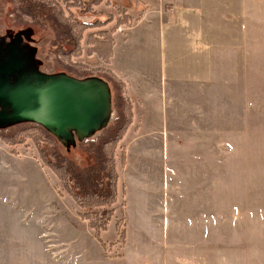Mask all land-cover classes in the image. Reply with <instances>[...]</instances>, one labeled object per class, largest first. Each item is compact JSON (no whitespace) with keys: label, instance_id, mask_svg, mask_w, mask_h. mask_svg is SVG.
<instances>
[{"label":"rangeland","instance_id":"1","mask_svg":"<svg viewBox=\"0 0 264 264\" xmlns=\"http://www.w3.org/2000/svg\"><path fill=\"white\" fill-rule=\"evenodd\" d=\"M133 4L0 0V264H54L52 243L86 256L96 242L127 264L135 248L147 249L167 202L213 203L221 263L246 250L250 264H264V0ZM166 21L182 49L167 50L158 29ZM123 65L141 80L116 75ZM34 76L93 88V111L105 109L109 127L57 138L16 119ZM18 134L14 145L3 140ZM68 165L82 177L108 165L115 204L80 206ZM108 212L101 231L96 221Z\"/></svg>","mask_w":264,"mask_h":264},{"label":"crops","instance_id":"2","mask_svg":"<svg viewBox=\"0 0 264 264\" xmlns=\"http://www.w3.org/2000/svg\"><path fill=\"white\" fill-rule=\"evenodd\" d=\"M124 1L130 4L134 3V0ZM133 5L132 7L134 8ZM166 12L169 16H172L175 13V8L169 7ZM142 22H144L143 19L140 20V23ZM173 28V24L167 21L162 24L159 23L158 27L162 32L164 40L167 42V50L182 49L178 43L179 39H176L177 43L176 40L173 39ZM124 48L126 49V47ZM116 51L115 46L113 48V55L110 59L114 66L116 65ZM168 54H170L169 51ZM131 58L132 57H130V59ZM171 59L172 57L168 58V55H165L164 57L165 77H168L169 69L172 68ZM122 68V72H117L116 70L115 73L116 75L123 77L127 82L129 81L132 83V81H135L138 78V75L134 72L135 70L133 66L125 67L123 65ZM141 73L142 71H139V74ZM134 75L137 78H134ZM138 80H141V78H138ZM175 192L176 191H174V193ZM194 204L197 205L191 208L188 207V209L176 207L175 210H172V206L168 202L166 206L165 203L164 205L163 203H159L157 206L159 214H157L158 219L156 223V228L159 230L156 229L155 235L150 236L147 249L145 247H140L139 249L135 248L131 252L133 254L130 256L132 259L128 261L127 264H162L163 259V264H222V251L218 241L220 237L218 231L219 226L214 227V221L211 219V216L215 217V214L213 212L211 213V211L215 210V205L213 203L206 204L204 202H197ZM163 209L166 210V213L164 214L166 218H163ZM38 223L43 225L42 221H38ZM44 225L46 224L44 223ZM110 243L112 245L114 244V241ZM96 244L98 245V242H96ZM96 244L90 247V251H85V256L82 254L83 252L71 253L69 252L70 250H67L65 247L57 246L52 243L51 250L56 258L53 260V263L123 264V260L126 257H111L108 254L106 255L103 251V246L105 244L100 242L101 249H96ZM94 253L96 258H93L92 256ZM247 253L246 250H240L238 253L235 251H229L228 264H250L247 259Z\"/></svg>","mask_w":264,"mask_h":264},{"label":"water","instance_id":"3","mask_svg":"<svg viewBox=\"0 0 264 264\" xmlns=\"http://www.w3.org/2000/svg\"><path fill=\"white\" fill-rule=\"evenodd\" d=\"M33 78L35 84L28 90L31 97L24 96L29 107L27 110L24 107L22 114L14 115L16 119L36 124L57 138L62 135L79 137L78 133L91 136V131H103L109 127L112 121L105 109L98 113L93 111L94 105L98 103V99H94L93 88L83 87L66 77H59L47 85L43 84L44 80L36 76ZM89 94H92L91 99ZM108 103L111 106L110 97Z\"/></svg>","mask_w":264,"mask_h":264},{"label":"trees","instance_id":"4","mask_svg":"<svg viewBox=\"0 0 264 264\" xmlns=\"http://www.w3.org/2000/svg\"><path fill=\"white\" fill-rule=\"evenodd\" d=\"M98 1H101V0H98ZM107 24L108 23H106L105 25ZM100 70H103V69H99L97 71H100ZM103 71H107V70L104 69ZM19 136L20 134L15 135L14 137H11V138L3 137V140H5L9 145H14L15 144L14 139L15 138L18 139ZM39 152L41 154V160H43L45 158L44 157L45 155L41 149ZM107 167L108 165H105L104 170L96 169V170L88 171L86 175L82 177L81 175L76 174L74 168L71 165L67 166L66 172L70 176L69 178L75 181L74 183L75 187L78 188L82 194L83 201H81L82 205L80 206H83V203H87V205H89L90 203L89 206L91 207L94 206L95 204L96 205L99 204L100 207L102 205L112 206L113 204H115V200L117 198V186L116 185H117L118 177L113 176L111 169H107ZM105 174L107 175V177H105ZM104 182H107L108 184L105 185ZM102 187L104 189H102ZM107 215H109V212L106 214L104 213L105 217H101L100 219H98V221H96L99 229L101 228V231H104L106 229V226L110 221V218H108ZM119 225L120 223L117 224L118 229H119ZM88 226L91 230L96 229L95 228L96 225L92 223L91 224L89 223ZM121 236L122 235H120L119 238H121ZM103 247L105 248V245Z\"/></svg>","mask_w":264,"mask_h":264},{"label":"flooded vegetation","instance_id":"5","mask_svg":"<svg viewBox=\"0 0 264 264\" xmlns=\"http://www.w3.org/2000/svg\"><path fill=\"white\" fill-rule=\"evenodd\" d=\"M108 18H110V17H108ZM76 44H77V43L75 42V43H74L75 49H76ZM69 54H72V53H69ZM98 72H99V71H98ZM103 72H105V71H103Z\"/></svg>","mask_w":264,"mask_h":264}]
</instances>
